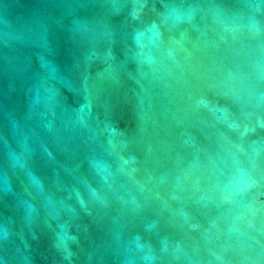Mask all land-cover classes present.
Instances as JSON below:
<instances>
[{
  "label": "water",
  "instance_id": "obj_1",
  "mask_svg": "<svg viewBox=\"0 0 264 264\" xmlns=\"http://www.w3.org/2000/svg\"><path fill=\"white\" fill-rule=\"evenodd\" d=\"M0 264H264V0H0Z\"/></svg>",
  "mask_w": 264,
  "mask_h": 264
}]
</instances>
